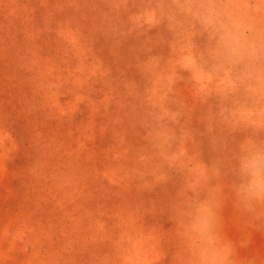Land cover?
<instances>
[{"label":"rangeland","instance_id":"1","mask_svg":"<svg viewBox=\"0 0 264 264\" xmlns=\"http://www.w3.org/2000/svg\"><path fill=\"white\" fill-rule=\"evenodd\" d=\"M248 139L264 0H0V264H201L199 202L224 264H264Z\"/></svg>","mask_w":264,"mask_h":264},{"label":"clouds","instance_id":"2","mask_svg":"<svg viewBox=\"0 0 264 264\" xmlns=\"http://www.w3.org/2000/svg\"><path fill=\"white\" fill-rule=\"evenodd\" d=\"M235 50L225 49L223 59L226 64L234 62ZM239 177L237 194L247 211L264 206V142L252 139L239 147L236 162ZM214 213L207 202L194 204L188 221V230L200 245L201 264H224L227 253L217 247V234L213 226Z\"/></svg>","mask_w":264,"mask_h":264}]
</instances>
